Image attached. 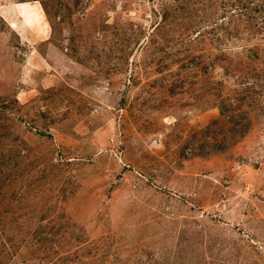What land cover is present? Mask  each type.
Wrapping results in <instances>:
<instances>
[{
	"label": "rangeland",
	"instance_id": "obj_1",
	"mask_svg": "<svg viewBox=\"0 0 264 264\" xmlns=\"http://www.w3.org/2000/svg\"><path fill=\"white\" fill-rule=\"evenodd\" d=\"M34 1L47 36L5 19ZM233 3L0 0V264H264V13Z\"/></svg>",
	"mask_w": 264,
	"mask_h": 264
},
{
	"label": "bare ground",
	"instance_id": "obj_2",
	"mask_svg": "<svg viewBox=\"0 0 264 264\" xmlns=\"http://www.w3.org/2000/svg\"><path fill=\"white\" fill-rule=\"evenodd\" d=\"M9 10L10 12L5 15V19L8 21L9 19H14L12 22H9L10 26L15 31H19L20 28L24 29V25L29 24V27H27L28 29L36 30L38 34L47 36L46 16L43 11L44 9H42L38 2L17 3L12 5ZM28 29H26V31Z\"/></svg>",
	"mask_w": 264,
	"mask_h": 264
},
{
	"label": "trees",
	"instance_id": "obj_3",
	"mask_svg": "<svg viewBox=\"0 0 264 264\" xmlns=\"http://www.w3.org/2000/svg\"><path fill=\"white\" fill-rule=\"evenodd\" d=\"M262 6L257 5L255 2L252 0H235V3L232 4V7H235L234 9L236 11H239V13L236 15V21L239 22H245L246 21H257L256 15H260L261 13H264V3L261 4ZM236 14V12L234 13ZM234 14L232 16V19L234 18ZM25 107V106H24ZM20 106V108H24ZM10 112L8 110V107H0V121H9L10 122V117H2L3 112ZM12 113V112H11ZM4 139L2 138V135L0 134V140Z\"/></svg>",
	"mask_w": 264,
	"mask_h": 264
}]
</instances>
